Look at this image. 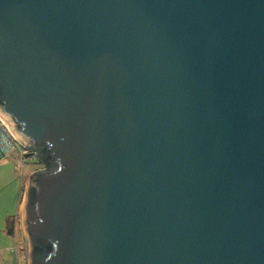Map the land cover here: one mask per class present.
<instances>
[{"label": "water", "instance_id": "water-1", "mask_svg": "<svg viewBox=\"0 0 264 264\" xmlns=\"http://www.w3.org/2000/svg\"><path fill=\"white\" fill-rule=\"evenodd\" d=\"M0 118L27 264H264V0H0Z\"/></svg>", "mask_w": 264, "mask_h": 264}, {"label": "crops", "instance_id": "crops-1", "mask_svg": "<svg viewBox=\"0 0 264 264\" xmlns=\"http://www.w3.org/2000/svg\"><path fill=\"white\" fill-rule=\"evenodd\" d=\"M17 150L0 160V264H27L26 235L22 228L21 207L25 192V182L29 176L22 175V166ZM8 221L12 222L13 232L7 233ZM17 246L12 253L5 249Z\"/></svg>", "mask_w": 264, "mask_h": 264}, {"label": "built area", "instance_id": "built-area-1", "mask_svg": "<svg viewBox=\"0 0 264 264\" xmlns=\"http://www.w3.org/2000/svg\"><path fill=\"white\" fill-rule=\"evenodd\" d=\"M14 150L18 151L20 162H23V159L26 158V150H24L23 147L17 143L7 125L0 118V160L8 157ZM32 154L34 156L35 153L32 152L31 155ZM35 156H37V154ZM16 249L17 246L13 244V246L5 249V253L13 254Z\"/></svg>", "mask_w": 264, "mask_h": 264}, {"label": "rangeland", "instance_id": "rangeland-1", "mask_svg": "<svg viewBox=\"0 0 264 264\" xmlns=\"http://www.w3.org/2000/svg\"><path fill=\"white\" fill-rule=\"evenodd\" d=\"M35 155L36 154H34V156H33V154L32 155L30 154V155L26 156V158L23 159L24 163H23V166H22V172L21 173H22V175L24 177L25 176L26 177L29 176L32 172L43 171L45 169L44 165L41 164L40 161H38V158ZM26 245H27V242L25 241V246Z\"/></svg>", "mask_w": 264, "mask_h": 264}, {"label": "trees", "instance_id": "trees-1", "mask_svg": "<svg viewBox=\"0 0 264 264\" xmlns=\"http://www.w3.org/2000/svg\"><path fill=\"white\" fill-rule=\"evenodd\" d=\"M38 158H39V157H38ZM41 162H42V161H41ZM41 164H43V163H41ZM7 226H8V228H7V233L11 235L12 232H13L12 222H11V221H8Z\"/></svg>", "mask_w": 264, "mask_h": 264}, {"label": "flooded vegetation", "instance_id": "flooded-vegetation-1", "mask_svg": "<svg viewBox=\"0 0 264 264\" xmlns=\"http://www.w3.org/2000/svg\"><path fill=\"white\" fill-rule=\"evenodd\" d=\"M30 151V150H29ZM31 152V151H30Z\"/></svg>", "mask_w": 264, "mask_h": 264}]
</instances>
